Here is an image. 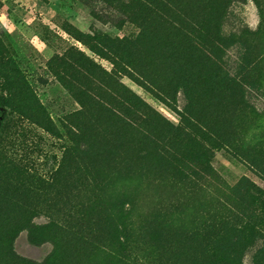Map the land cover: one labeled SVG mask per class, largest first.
Listing matches in <instances>:
<instances>
[{"label": "rangeland", "instance_id": "374dc122", "mask_svg": "<svg viewBox=\"0 0 264 264\" xmlns=\"http://www.w3.org/2000/svg\"><path fill=\"white\" fill-rule=\"evenodd\" d=\"M208 1L174 0L170 28L131 0H0V264H206L215 231L206 208L216 203L199 170L206 137L182 132L174 142L167 123L189 106L217 134L251 145L264 135V0H226L229 15L211 23ZM226 2L212 0L210 13ZM196 21L201 42L187 45L175 23ZM216 73L236 83L235 94L213 89ZM127 91L162 119L132 127L111 117L109 103ZM80 112L98 120L127 167L68 152L80 144ZM210 153L220 181L245 175L264 191V178L228 148ZM52 214L76 224L69 236H52ZM228 245L217 244L231 253L226 264H264L263 242Z\"/></svg>", "mask_w": 264, "mask_h": 264}, {"label": "trees", "instance_id": "16d2710c", "mask_svg": "<svg viewBox=\"0 0 264 264\" xmlns=\"http://www.w3.org/2000/svg\"><path fill=\"white\" fill-rule=\"evenodd\" d=\"M224 1L226 2V0ZM210 2L212 0L208 1V3ZM131 3L136 8L141 9L147 16H158L160 14L168 21L169 18L176 20L175 11L177 8H175L176 3L174 0H131ZM208 3L206 4V22L211 23L212 20H222L229 15L227 2L219 7L216 16L210 13L211 5ZM178 19L179 22H182L180 18ZM173 23L169 21L168 25L170 28L173 27ZM175 24L177 37L184 39L187 45L192 46L196 42H201L200 37L202 36L203 28L200 22L196 21L187 25L184 24V26L179 23ZM209 34L210 32L206 30V38ZM256 63L252 64L249 68H255ZM221 79L218 73L210 78L214 86L213 89L221 96L223 94H235L236 83L232 82L229 78H225L223 75ZM220 82L222 85H219ZM144 89H148L154 96L159 95L164 99L170 97L166 87L160 89L155 87V92L157 93H153V87H144ZM122 103H109L110 107L106 110L111 117L116 118L123 124L133 127L136 125V122H142L141 119L144 116L146 119H162L149 103L132 91H127V95L124 97ZM120 104L123 106L121 107ZM178 114L180 117L179 123L176 126L167 123V127L165 128L168 135H172V138L169 140L172 139L174 142H180L181 140L178 135L182 132L195 136L200 133L206 137V154L203 156L206 159V165L199 167V170L206 174V183H208L206 187L208 189L210 187V190L214 192L215 198L211 204L213 205L216 202L214 206L206 208V214H208V217L206 216V226L208 229H215L211 233L214 238L210 240L213 244L212 251H208L210 247L206 245V264H226L229 261L231 253L227 252L224 254L217 247V244L225 241L227 245L230 244L228 246L231 248L236 245L237 248H240L243 244L252 241L264 243V191L245 175L239 176L233 184L220 181L210 164L212 158L210 150L214 146L228 148L246 163L249 171L264 178V135H261L254 145L244 144L240 139L233 138L225 133L217 134L215 132L216 128L213 125L204 126L201 123L204 113L200 114L191 111L189 110V106H184L183 112ZM4 117V114L0 110V125ZM72 121L77 122L80 126L78 128V143L80 144L78 148H69L68 152L77 149V153L82 161L96 156L97 158H102L106 165H112L114 168H118L119 166L120 168L127 167L126 165L129 162H126L125 156L117 155L115 148H110L109 142L106 141L108 132L100 128L98 120L86 117L80 112L73 115ZM191 139L194 140L193 138ZM147 140H149V137H147ZM104 142L109 146L106 149ZM92 146H97L98 149ZM168 149V144L160 145L158 148L162 154L165 151V154H168ZM179 172L180 174L187 175L181 170ZM95 175L94 173L93 176ZM157 180H167L170 187L173 183L166 177H158ZM170 189L174 188L171 187ZM197 190L200 191V189ZM208 200H211V197ZM50 217L46 227L50 229L55 239H64L76 227V224L71 222V218L65 214H52Z\"/></svg>", "mask_w": 264, "mask_h": 264}]
</instances>
